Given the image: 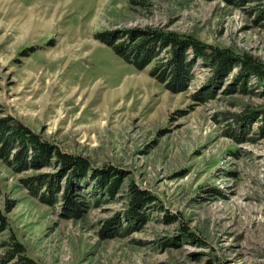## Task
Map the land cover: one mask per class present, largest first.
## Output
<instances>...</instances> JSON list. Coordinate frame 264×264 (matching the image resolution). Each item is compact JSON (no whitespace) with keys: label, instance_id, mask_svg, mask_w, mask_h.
Returning a JSON list of instances; mask_svg holds the SVG:
<instances>
[{"label":"rangeland","instance_id":"rangeland-1","mask_svg":"<svg viewBox=\"0 0 264 264\" xmlns=\"http://www.w3.org/2000/svg\"><path fill=\"white\" fill-rule=\"evenodd\" d=\"M151 29L237 59L216 77L219 57L188 51L177 87L150 74L170 47L139 69L105 39ZM242 58L264 68V0H0V117L87 171L0 156V257L17 241L36 264H264V78Z\"/></svg>","mask_w":264,"mask_h":264},{"label":"trees","instance_id":"trees-1","mask_svg":"<svg viewBox=\"0 0 264 264\" xmlns=\"http://www.w3.org/2000/svg\"><path fill=\"white\" fill-rule=\"evenodd\" d=\"M119 34L120 36L122 35L121 38H124V41L119 44H114L112 42L111 46L123 58H125L126 60H131L132 63L139 69L144 68V66L156 59V57L159 56V53H157L159 49L170 47L171 55L165 62H162L160 64L159 62H156L155 65L151 68L150 74L160 80H162L161 78L163 77L168 80L170 79V77L176 74V76H179L182 79L180 82H176L173 79V83L177 85V87L178 85H183L186 81L187 76L189 77V68L191 66V63H185L184 61L185 54L188 51L192 52L194 57H199L202 60H205V62L209 61L208 63L213 64V61H215L219 57V60L221 59L219 61L220 67L215 71L216 73L214 72L216 74V77H218L217 74L222 75V73L225 72L227 66L229 67L230 64L235 62L234 60L237 59V57L229 54V52L223 54L221 52H218L217 50H212L188 36L176 38L171 34H165L154 30H152V32L144 31L142 33L126 32L125 36H123L122 33H117L112 34L111 36L108 35L105 39L108 40V38H115L116 36H119ZM125 39H127V41H125ZM140 39L141 41L136 42ZM130 40L135 41L134 43H131L129 45L128 42H130ZM175 61H178L177 64L181 66L180 71L182 72L179 73L178 70H175ZM242 63L244 65L243 68L248 67L247 70H250V72H252L254 76L264 78L263 67L259 66L258 64L252 63L250 60H245L244 58H242ZM223 66L224 68H222ZM14 148L18 149L15 154L14 160L16 161V163L22 166H29V164L38 165L41 163H49L50 159L54 157V159H57V162L59 161L61 163L60 165H62V163H65L64 169L61 173L66 174L70 169V167L68 166L69 163L75 162L79 165V167L77 168V170L73 169V178H75L76 181H79L78 183H81V185L85 183V172H87L85 169L86 162L80 161L78 163L77 161H75L76 158L72 157L69 154L66 155L65 153L59 151L57 147L52 146L44 140H41L34 131L26 128L23 124H21L18 120L11 117L10 115L0 117V156H2L3 158H7L8 152H10L11 149ZM70 171H72V169ZM61 173L58 175V177L61 176ZM99 173L100 171L97 172L94 177L96 178V180L91 179V181L106 190H108L115 183V181L118 180V178H116L117 172H115V170L109 171L108 174L100 176ZM97 180H99V182ZM102 182H105L103 183L104 185L102 184ZM130 193L135 202L134 204H137L134 208L138 212L139 209L142 208V211L146 204L153 200V197H151L149 192L144 190L141 191L137 188L130 187ZM82 195L83 194H81V196ZM82 197L85 198L84 195ZM2 222L3 218L0 217V224ZM23 251L24 248L22 247V245L17 241H13L11 250H8L5 256L0 257V263L5 261L7 262L9 258L11 259L16 257L17 259L13 264H36L32 259L26 256Z\"/></svg>","mask_w":264,"mask_h":264}]
</instances>
